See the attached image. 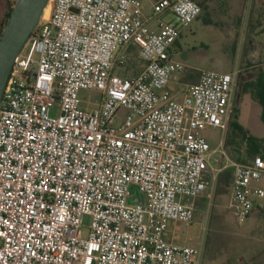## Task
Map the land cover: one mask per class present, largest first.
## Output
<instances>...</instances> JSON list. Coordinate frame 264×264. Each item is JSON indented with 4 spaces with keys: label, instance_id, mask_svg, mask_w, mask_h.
Instances as JSON below:
<instances>
[{
    "label": "built area",
    "instance_id": "2783aa9c",
    "mask_svg": "<svg viewBox=\"0 0 264 264\" xmlns=\"http://www.w3.org/2000/svg\"><path fill=\"white\" fill-rule=\"evenodd\" d=\"M49 3L0 105V264H201L176 228L225 169L239 223L264 212V157L232 161L224 143L237 72L199 69L173 87L187 68L177 44L201 5ZM134 51L141 69L129 67ZM207 128L222 131L216 145Z\"/></svg>",
    "mask_w": 264,
    "mask_h": 264
},
{
    "label": "rangeland",
    "instance_id": "374dc122",
    "mask_svg": "<svg viewBox=\"0 0 264 264\" xmlns=\"http://www.w3.org/2000/svg\"><path fill=\"white\" fill-rule=\"evenodd\" d=\"M15 1L0 0V27ZM196 1L202 13L177 44V58L186 63L187 68L177 74L173 87L180 91L185 84L195 83L199 69L236 71L234 116L244 129L230 126L224 143L232 161H247L253 154L247 136L264 140L262 106L252 86L264 73V0ZM129 67H143L135 51ZM81 95L88 98L90 93L84 91ZM203 133L213 145L223 137L218 129L207 128ZM232 171V167H228L219 175L211 197L196 200L192 223L179 225L175 240L201 247V264H264V212H253L239 223L228 208ZM133 194L138 196L136 187ZM83 223L89 225L90 216L85 215ZM83 234H88L87 228L83 229Z\"/></svg>",
    "mask_w": 264,
    "mask_h": 264
},
{
    "label": "water",
    "instance_id": "95a60500",
    "mask_svg": "<svg viewBox=\"0 0 264 264\" xmlns=\"http://www.w3.org/2000/svg\"><path fill=\"white\" fill-rule=\"evenodd\" d=\"M49 0H16L0 36V105L12 65L29 39ZM143 203L141 197L130 200Z\"/></svg>",
    "mask_w": 264,
    "mask_h": 264
},
{
    "label": "trees",
    "instance_id": "16d2710c",
    "mask_svg": "<svg viewBox=\"0 0 264 264\" xmlns=\"http://www.w3.org/2000/svg\"><path fill=\"white\" fill-rule=\"evenodd\" d=\"M13 5L14 4H12L10 6L9 11L6 14V18H5L2 26L0 27V36H1L2 30H3V27L6 24L7 19L9 18V15L11 13ZM252 86H254L256 97L262 106L261 119L264 123V73H261L258 76L257 80L252 83ZM230 126H232L235 129H238V130L244 129L243 126L237 120H235V116H233V118L230 122ZM247 141H248L249 150L252 153H254V154L260 153L264 157V140L259 139L255 136L248 135ZM232 173H233V171H232ZM256 211L260 212L259 210H255L254 212H256Z\"/></svg>",
    "mask_w": 264,
    "mask_h": 264
},
{
    "label": "bare ground",
    "instance_id": "6f19581e",
    "mask_svg": "<svg viewBox=\"0 0 264 264\" xmlns=\"http://www.w3.org/2000/svg\"><path fill=\"white\" fill-rule=\"evenodd\" d=\"M50 8H51V5H50V3H48V5L46 6V8L44 10V13H43L44 16H48L49 15Z\"/></svg>",
    "mask_w": 264,
    "mask_h": 264
}]
</instances>
